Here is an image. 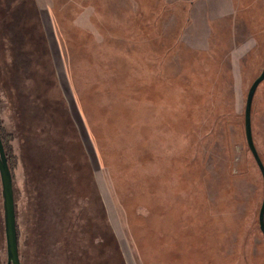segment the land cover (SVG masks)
Here are the masks:
<instances>
[{
    "label": "rangeland",
    "instance_id": "obj_1",
    "mask_svg": "<svg viewBox=\"0 0 264 264\" xmlns=\"http://www.w3.org/2000/svg\"><path fill=\"white\" fill-rule=\"evenodd\" d=\"M263 67L264 0H0L21 264H264Z\"/></svg>",
    "mask_w": 264,
    "mask_h": 264
},
{
    "label": "water",
    "instance_id": "obj_2",
    "mask_svg": "<svg viewBox=\"0 0 264 264\" xmlns=\"http://www.w3.org/2000/svg\"><path fill=\"white\" fill-rule=\"evenodd\" d=\"M264 82V67L261 74L252 83L246 100L245 107V135L248 147L261 171L264 181V163L259 155L254 142L252 128V108L255 94L260 84ZM0 177L2 183V196L5 218V233L7 244V264H21L19 253V237L17 214L15 205L14 180L12 171L9 165L8 157L2 142L0 133ZM259 225L262 234L264 235V198L259 212Z\"/></svg>",
    "mask_w": 264,
    "mask_h": 264
},
{
    "label": "trees",
    "instance_id": "obj_3",
    "mask_svg": "<svg viewBox=\"0 0 264 264\" xmlns=\"http://www.w3.org/2000/svg\"><path fill=\"white\" fill-rule=\"evenodd\" d=\"M0 133H1L2 142H3L4 147H5V151H6V154H7V157H8V161H9V155H8V149H7L8 148L7 136L3 133L1 125H0ZM12 175H13V172H12ZM13 180H14V175H13ZM259 227H260V225H259ZM18 237H19V231H18Z\"/></svg>",
    "mask_w": 264,
    "mask_h": 264
}]
</instances>
